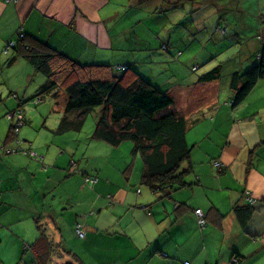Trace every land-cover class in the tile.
I'll list each match as a JSON object with an SVG mask.
<instances>
[{"label": "crops", "instance_id": "crops-1", "mask_svg": "<svg viewBox=\"0 0 264 264\" xmlns=\"http://www.w3.org/2000/svg\"><path fill=\"white\" fill-rule=\"evenodd\" d=\"M184 2L164 11L168 7L162 0H0V64L23 68L19 55L9 62L13 49L3 52L5 43L17 39L22 29L26 37L80 65L107 64L114 73L130 67L158 87L159 67L166 66L168 74L176 76L172 63L179 64L180 71L191 63L199 66L202 59L200 51L185 59L180 52L182 60L167 54L176 47L177 36L165 16ZM132 14L143 16L133 21ZM223 14L212 12L215 27L233 29ZM231 14L238 17L239 12ZM164 44L168 51L156 52L155 47ZM258 49H253V57H234L225 74L219 62V80L196 78L173 92L174 108L178 92L187 100L188 111H175L188 122L189 158L181 168L189 167V172L184 176L187 185L168 196L140 185L141 165L126 168L125 157L124 174L112 171L113 152L122 143L111 146L92 138V151L83 154L77 167L73 162L80 174L70 172L75 152L69 156L65 137L51 144L43 121L40 129L45 133L38 142L33 126L24 127L28 119L23 106L10 98L22 86H9L0 77V111L8 115L21 110L19 147L39 157L1 151L8 125L0 127V264H35L29 247L41 229L73 255L62 261L74 264H264V78L234 106L228 95L221 100L218 85L224 78L228 82L231 72L248 68ZM29 75L22 72L20 79ZM51 93L60 99L61 117L65 94L60 88ZM200 103L204 105L194 108ZM5 144L14 147L11 141ZM85 177H96V182L90 184ZM245 194L254 202L248 203ZM197 208L204 214L203 226L196 221ZM76 224H81L83 237L75 234Z\"/></svg>", "mask_w": 264, "mask_h": 264}, {"label": "trees", "instance_id": "trees-1", "mask_svg": "<svg viewBox=\"0 0 264 264\" xmlns=\"http://www.w3.org/2000/svg\"><path fill=\"white\" fill-rule=\"evenodd\" d=\"M162 1L168 7L164 11H168L186 0ZM223 28L229 30L226 26H216L214 29L218 31ZM160 48L168 51L166 44ZM10 49L14 52L9 58L10 63L19 55L44 77L45 81L34 97L41 100L51 94L55 98L56 93L51 92L57 88L64 92L63 114L53 133L79 131L85 115L97 108L91 138L111 146L131 142L130 156H137L141 160L140 185L166 196L170 191L187 185L184 176L188 174L189 167L182 169L181 165L189 158L190 146L185 139L188 122L175 111L173 98L168 93L130 67L114 73L107 64L80 65L35 38L26 37L22 29L18 30V38L5 53ZM176 54L179 55L180 51ZM220 77V65H217L197 76V80L210 82ZM261 78H264V42L248 68L229 74L228 88L233 95L231 105L239 103ZM10 96L16 98L20 106L23 105L18 94L12 93ZM19 111L16 108L9 113L12 117L5 114L10 123L2 146L4 148L1 149L5 154L22 152L18 133L13 130L16 127L13 119H16ZM8 141L13 142L14 147L10 148H15L16 152H6L9 147L5 143ZM236 210L241 211L239 207ZM43 232V229L39 230V237L29 247L35 264H60L65 256L72 258L68 249L53 243Z\"/></svg>", "mask_w": 264, "mask_h": 264}, {"label": "rangeland", "instance_id": "rangeland-1", "mask_svg": "<svg viewBox=\"0 0 264 264\" xmlns=\"http://www.w3.org/2000/svg\"><path fill=\"white\" fill-rule=\"evenodd\" d=\"M184 3L185 5L183 7L173 10L165 16V20H167L168 23L174 24L172 29L176 28L177 36L175 42L173 43L176 47H174V49L169 51L167 54L171 57H175V59L182 60L183 58L185 59L190 57L197 51H200L199 53L202 54V59L200 60L199 66L196 65L197 63H191V65H187L188 67L181 68L180 71L179 69L181 66L179 64L172 63L171 68L176 71V76L168 74L166 66H158L159 69L157 67L158 74H156L157 80L155 82L161 91H165L170 96L173 95L175 90L179 89L180 84L187 85L193 83L197 76L217 66L219 62H222L224 66L223 73L225 74L226 70H231L230 63H232L234 57H245L248 55L253 57V49H258L264 42V0H240L239 3L233 2V0H186ZM145 6L149 5L145 4L144 7ZM144 7L140 9V11H143ZM213 11L224 13L223 15H226L227 22L233 26V29L226 26L229 31L225 28L216 31L214 29L215 23H213ZM232 11L239 12L238 17L236 15L233 16L231 14ZM190 14L192 21L189 16ZM200 14L203 17L198 18ZM142 16L143 15L132 14V19L135 21L137 18ZM126 23L127 19H124V24ZM206 25L211 27L208 28ZM218 32H220V35ZM258 35H263L262 39H259ZM227 44L230 46L228 47ZM185 47L188 48L186 52ZM158 49H162L164 53L167 51L165 48H160V46L157 45L155 47L156 52H159ZM178 50L181 54H183V58L176 54ZM11 53L12 54L8 55V59L11 58L14 52ZM19 60L20 64L23 65V68L20 65H11L7 68V65L3 63L0 64V77L2 81L9 86H22L19 91L13 90V92L16 91L15 93H17L20 100L23 101V114L28 119V122L26 123L27 125L25 124V126H23H33L34 129L32 134L35 133L37 141L39 142L45 133L44 129H40L41 122L44 121V126L47 127L46 132L49 135L48 138L51 144L53 143L52 139H62L65 137V145L71 150L69 156L72 152H75V155H73L74 157L72 156L69 161L72 160L77 167L76 162L78 160H82L83 154L85 152L92 151L93 149L91 135L96 123L98 109L95 108L85 115L82 128L78 132L72 131L62 135L54 134L52 131L55 129L57 120L61 115V113H59L61 111L60 99H54L51 96L46 95L42 102L34 103V101L38 100L37 97H34V95L40 85L44 83L45 79L40 73L35 72L25 60L22 58H19ZM192 66L194 67L193 69ZM24 68L27 69V72H24ZM22 72L24 74L30 73V75L28 78L20 79ZM218 85L222 88L221 100L226 98L227 95V97L232 98L233 95L228 88L226 78L222 79ZM177 96L178 97L175 99L176 106L174 109L185 113L188 109H186L185 106V101L187 100L184 96V92H178ZM10 98L11 101H14L11 96ZM201 105H204V103H200L194 108ZM6 118L7 115H3L0 111V127H5V125L10 124ZM78 136L79 138H76ZM129 148H131V142L125 141L118 147L119 150L117 152H113V158L111 159V163L109 165L114 167L111 169L116 175H119V173L124 174L125 167L127 168L130 166L133 169H137L138 166L141 165L140 158H137L135 164L133 165L134 159L129 154ZM124 157L127 161L125 167L123 162ZM100 161L101 160L98 158L97 162ZM75 166H68L70 172L80 174L74 168ZM80 168L82 170L81 166ZM104 171H108V168L104 167ZM66 172V174L69 173L67 170ZM67 236L68 234H65V243ZM59 244L62 245V242Z\"/></svg>", "mask_w": 264, "mask_h": 264}, {"label": "built area", "instance_id": "built-area-1", "mask_svg": "<svg viewBox=\"0 0 264 264\" xmlns=\"http://www.w3.org/2000/svg\"><path fill=\"white\" fill-rule=\"evenodd\" d=\"M19 36L20 37H22V34H20L19 33ZM13 45V41H8L6 44H5V46H4V49H3V52L5 53L6 52V50L8 49V48H10L11 46ZM21 112L19 111V113L16 115V121H15V126L16 127H14V131L15 132H17L18 131V127L21 125ZM13 151H16L15 150V148H8V149H6V152L8 153V152H13ZM28 155L29 156H31V157H35V154L33 153V152H28ZM213 164L215 165V166H219V162L218 161H214L213 162ZM71 165L72 166H74V163L73 162H71ZM85 180L86 181H88L90 184H92V183H94L95 181H96V177H94V178H90V177H86L85 178ZM246 195V194H245ZM245 199H246V201H248V203L250 202V203H253L254 202V199H252V197H250L249 195H246L245 196ZM194 213H195V215H196V221H197V223H198V225L199 226H203L204 225V222H205V218H204V214H203V212L201 211V209H195L194 210ZM75 232H76V234L79 236V237H83V232H82V230H81V227H80V225L79 224H77L76 225V227H75ZM184 264H189V262H184Z\"/></svg>", "mask_w": 264, "mask_h": 264}, {"label": "clouds", "instance_id": "clouds-1", "mask_svg": "<svg viewBox=\"0 0 264 264\" xmlns=\"http://www.w3.org/2000/svg\"><path fill=\"white\" fill-rule=\"evenodd\" d=\"M8 41H10V40H8ZM7 41V42H8ZM11 41H13L14 42V40H11ZM6 42V43H7ZM5 43V44H6ZM194 66V65H193ZM192 68H194V67H192ZM124 69H126V66H122V67H119V68H117V72L119 71H123ZM23 115H21V117H22ZM8 117H12L10 114H8ZM23 118V117H22ZM14 120V122L16 121V119H13ZM22 124H23V121L21 122V125L18 127V131H19V128L22 126ZM18 131H17V133H18ZM4 147H1V149H3ZM20 148V147H19ZM20 150L21 151H23L21 148H20ZM33 152V151H31V150H26V151H23L24 153H27L28 154V152ZM34 153V152H33ZM35 154V153H34ZM29 156V155H28ZM29 157H31V156H29ZM31 158H36V159H38V156L35 154V157H31ZM86 178V177H85ZM96 182V181H95ZM94 182V183H95ZM93 184V183H92ZM77 225V224H76ZM80 225V227H81V224H79ZM76 227V226H75ZM74 232H75V228H74ZM83 232V231H82ZM75 234H76V232H75ZM77 235V234H76ZM83 235H84V233H83ZM78 236V235H77ZM79 237V236H78ZM65 261V260H64ZM63 262V261H62ZM61 264V263H60Z\"/></svg>", "mask_w": 264, "mask_h": 264}, {"label": "water", "instance_id": "water-1", "mask_svg": "<svg viewBox=\"0 0 264 264\" xmlns=\"http://www.w3.org/2000/svg\"><path fill=\"white\" fill-rule=\"evenodd\" d=\"M61 264H74V263L70 260H65V261L61 262Z\"/></svg>", "mask_w": 264, "mask_h": 264}, {"label": "bare ground", "instance_id": "bare-ground-1", "mask_svg": "<svg viewBox=\"0 0 264 264\" xmlns=\"http://www.w3.org/2000/svg\"><path fill=\"white\" fill-rule=\"evenodd\" d=\"M16 152V151H15ZM76 171V170H75ZM81 171V170H80ZM82 172V171H81ZM196 216V215H195Z\"/></svg>", "mask_w": 264, "mask_h": 264}]
</instances>
